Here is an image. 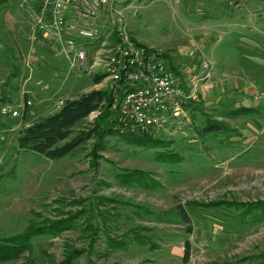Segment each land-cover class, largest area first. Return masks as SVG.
<instances>
[{"label":"rangeland","instance_id":"rangeland-1","mask_svg":"<svg viewBox=\"0 0 264 264\" xmlns=\"http://www.w3.org/2000/svg\"><path fill=\"white\" fill-rule=\"evenodd\" d=\"M116 8L194 96L151 132L156 145L102 138L98 109L73 127L68 140L85 137L75 151L47 158L19 147L21 131L106 82L55 53L38 1L0 2V241L37 233L0 264H261L264 216L243 221L234 206L199 205L264 200V0ZM241 106L257 113H230ZM214 121L223 128L206 131Z\"/></svg>","mask_w":264,"mask_h":264},{"label":"built area","instance_id":"built-area-1","mask_svg":"<svg viewBox=\"0 0 264 264\" xmlns=\"http://www.w3.org/2000/svg\"><path fill=\"white\" fill-rule=\"evenodd\" d=\"M31 1H38L36 17L53 37L56 54L76 72L105 75L121 134L151 133L184 112L192 89L179 82L160 51L132 38L116 8L127 0Z\"/></svg>","mask_w":264,"mask_h":264},{"label":"trees","instance_id":"trees-1","mask_svg":"<svg viewBox=\"0 0 264 264\" xmlns=\"http://www.w3.org/2000/svg\"><path fill=\"white\" fill-rule=\"evenodd\" d=\"M2 1L5 0H0V2ZM104 76L105 75H96V83H100L103 80ZM186 90L189 91V89ZM112 99L113 93L107 89H94L90 92L82 94L78 98L68 99L57 112L51 114L50 116L44 118L39 122L25 127L18 137L19 147L21 149H27L41 153L47 158H59L68 155L75 151L85 139V137H74L71 140H68L69 136L72 133L73 127H75V125H77L81 120L85 119L91 113L97 111L98 109H102L101 114L97 118V126L101 132L102 138L106 137L107 135H118L133 143L144 144L151 142V144H155L154 142H156L155 140L157 139H153L151 137V133L130 135L121 134L119 132L118 116L110 110ZM256 110L257 108H244L241 106L231 110L233 112L230 113H234L235 115L248 113L251 114L257 113ZM222 128L223 124L218 121L210 122L204 127V129L208 132L220 131ZM133 136H136V138L132 139ZM100 144L104 146V141L101 140ZM135 182L144 184L143 178L139 176L135 177ZM189 204L196 206L199 205L194 202H190ZM199 206H215L217 208H229L231 206H234L236 209L240 210L237 216L243 221L246 218L254 220V216L258 215L264 216V200L240 205L225 202L214 203L212 205L201 204ZM179 208L182 215L187 220L188 214L182 207ZM36 234L37 233L34 230H29L26 233H20L1 240L0 259L5 260L11 257H18L23 252L29 250V248L31 247L32 239ZM183 258L185 262H188V251L184 254ZM260 263L264 264V256L262 257Z\"/></svg>","mask_w":264,"mask_h":264},{"label":"crops","instance_id":"crops-1","mask_svg":"<svg viewBox=\"0 0 264 264\" xmlns=\"http://www.w3.org/2000/svg\"><path fill=\"white\" fill-rule=\"evenodd\" d=\"M104 30H105V28H104ZM204 57H206L205 55H204ZM3 83V81L2 80H0V84H2ZM188 86V85H187ZM190 90V89H189ZM186 105H187V103H186ZM186 107V106H185Z\"/></svg>","mask_w":264,"mask_h":264}]
</instances>
